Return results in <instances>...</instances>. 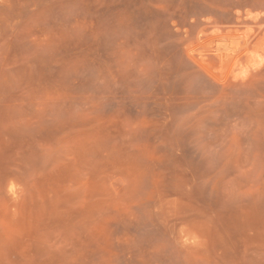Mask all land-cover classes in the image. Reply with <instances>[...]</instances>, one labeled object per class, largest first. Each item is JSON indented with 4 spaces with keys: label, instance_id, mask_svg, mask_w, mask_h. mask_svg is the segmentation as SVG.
<instances>
[{
    "label": "rangeland",
    "instance_id": "rangeland-1",
    "mask_svg": "<svg viewBox=\"0 0 264 264\" xmlns=\"http://www.w3.org/2000/svg\"><path fill=\"white\" fill-rule=\"evenodd\" d=\"M0 264H264V0H0Z\"/></svg>",
    "mask_w": 264,
    "mask_h": 264
}]
</instances>
